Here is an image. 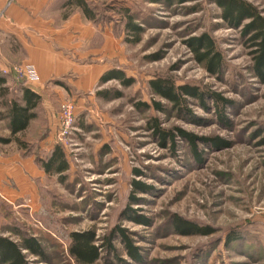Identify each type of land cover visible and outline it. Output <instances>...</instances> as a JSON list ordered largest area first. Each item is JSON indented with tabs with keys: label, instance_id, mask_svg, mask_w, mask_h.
<instances>
[{
	"label": "rangeland",
	"instance_id": "rangeland-1",
	"mask_svg": "<svg viewBox=\"0 0 264 264\" xmlns=\"http://www.w3.org/2000/svg\"><path fill=\"white\" fill-rule=\"evenodd\" d=\"M88 1L97 9L94 24L103 32L104 49L82 59L103 69L102 75L121 69L134 83H102V75L94 83H73L79 74L70 72L42 89L38 117L17 135L21 143L8 146L10 155L19 153L35 165L38 196L11 203L0 195V234L19 240L11 232L19 227L36 236L47 260L28 255L32 264H74L70 233L85 230L95 232L102 249L95 264H264V82L254 71V47L243 25L228 24L210 0L172 6ZM249 1L264 15V0ZM125 9L142 28L138 40L126 26ZM205 32L224 55L216 74L186 43ZM95 43L101 46L100 38ZM0 59L1 74L5 63L23 64ZM6 75L9 93L0 101L20 95L28 82L15 71ZM156 77L221 94L230 101L225 118L210 97H188L183 109L160 97L150 85ZM105 90L107 96L100 94ZM67 100L75 103L76 117L62 134L59 110ZM156 120L176 133L175 141L156 132ZM178 129L195 135L196 148ZM217 137L225 143L213 144ZM55 144L70 163L63 175L47 174L39 165ZM133 181L150 189H136ZM177 216L213 233L182 234L174 228ZM118 228L139 248L141 260L128 254Z\"/></svg>",
	"mask_w": 264,
	"mask_h": 264
},
{
	"label": "trees",
	"instance_id": "trees-1",
	"mask_svg": "<svg viewBox=\"0 0 264 264\" xmlns=\"http://www.w3.org/2000/svg\"><path fill=\"white\" fill-rule=\"evenodd\" d=\"M152 3H160L172 6L174 4H185L188 2H198L200 0H148ZM216 3L222 9V18L231 26L242 27L244 35H249V40L252 41L254 71L256 75L264 82V15L259 8L249 0H210ZM68 4L79 7L82 13L89 20H96L97 9L92 6L88 0H69ZM196 10L197 6L192 7ZM127 18L126 26L134 34L137 35L135 40L139 39L141 26L134 23L135 16L130 10L125 9ZM244 23V21H246ZM244 23V24H243ZM186 43L194 52L196 60L202 63L208 72L216 74L221 71L224 65V55L217 47L216 41L212 35L205 32L200 35L191 36ZM111 79H117L124 86H130L134 83L133 77L125 75L121 69H112L106 71L100 78V82L104 83ZM7 75L0 73V96H6L9 93L7 83ZM150 85L155 94L165 98L182 109L185 107L188 97L199 98L203 100L205 97H210L220 108L222 117L225 118L223 112L225 106L230 102L221 94L207 92L196 85L181 84L177 85L170 77H156L150 80ZM106 90L100 94L107 96ZM43 101V95L32 88L21 85L20 95L0 101V119H9V136H0L1 143H10L12 141L22 142L17 136L25 131L31 121L38 117V108ZM140 105L145 107L149 104L142 102ZM154 106L162 109L160 102L155 101ZM156 132L163 138L169 137L175 141L176 133L170 129H165L160 124L155 122ZM178 133L187 139L192 146L195 147V135L178 129ZM213 144L225 143L219 137L211 139ZM196 148V147H195ZM41 169L47 174H61L69 170L70 163L66 152L61 144H55L53 149L47 154L46 158H41L39 161ZM136 189L147 191L149 185L140 181H133ZM136 200L135 197H131ZM144 222L146 219L142 217ZM174 228L182 234H212L213 231L208 226H201L198 223L177 216L174 220ZM121 239L126 245L127 252L136 261L141 260V255L138 247L133 244L131 238L125 233V229H119ZM20 239L15 240L9 236L0 234V264H32L28 259V255L37 256L40 259L47 260V253L40 240L33 234L24 232L21 228L15 227L11 231ZM238 237V236H237ZM107 246L109 250H114L112 238L108 239ZM104 247V245H103ZM69 255L74 264H95L102 254L100 245L96 243V234L92 230L73 231L70 233Z\"/></svg>",
	"mask_w": 264,
	"mask_h": 264
},
{
	"label": "crops",
	"instance_id": "crops-1",
	"mask_svg": "<svg viewBox=\"0 0 264 264\" xmlns=\"http://www.w3.org/2000/svg\"><path fill=\"white\" fill-rule=\"evenodd\" d=\"M68 1L0 0V57L4 63L33 64L38 78L28 81L26 86L42 95L48 83L70 72L79 74L73 83H94L103 72L82 59L103 52V32L99 33V26ZM99 38L101 46L95 43ZM10 82L7 77L6 85ZM7 134L9 119H0V136ZM10 143L0 142V195L11 203L26 194L35 200V165L19 153L10 155Z\"/></svg>",
	"mask_w": 264,
	"mask_h": 264
},
{
	"label": "built area",
	"instance_id": "built-area-1",
	"mask_svg": "<svg viewBox=\"0 0 264 264\" xmlns=\"http://www.w3.org/2000/svg\"><path fill=\"white\" fill-rule=\"evenodd\" d=\"M2 71L5 75L15 71L16 73L21 74L26 81H32L38 78L36 68L33 64L12 65L10 63H5V65H3L2 67ZM75 108L76 105L71 100L64 101L60 105L59 121L61 127L60 131L62 132V134H68L71 127L73 126L76 117Z\"/></svg>",
	"mask_w": 264,
	"mask_h": 264
}]
</instances>
